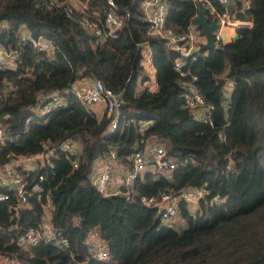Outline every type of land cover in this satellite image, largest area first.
I'll use <instances>...</instances> for the list:
<instances>
[{
  "label": "trees",
  "instance_id": "trees-1",
  "mask_svg": "<svg viewBox=\"0 0 264 264\" xmlns=\"http://www.w3.org/2000/svg\"><path fill=\"white\" fill-rule=\"evenodd\" d=\"M64 1L48 9L43 0H0V45L20 51L15 69H0V126L12 138L0 145V167L49 150L58 155L28 172L27 186L37 183L41 189L24 203L0 184V193L8 194L0 201V264H264V0H248L236 14L251 26L236 29L235 39L214 49L196 52L186 60L184 75L173 69L177 52L147 32L139 0H114L116 13L127 16L115 36L104 38L83 27L86 9L67 14L70 0ZM165 1L166 24L186 32L197 2ZM89 3L102 19L105 0ZM202 3L211 22L206 0ZM23 30L49 39L51 49L21 42ZM144 46L151 51L154 90L141 64ZM95 79L120 95L114 131L111 115L96 117L66 92ZM191 89L203 99L202 119L185 108ZM52 91L60 92L64 104L43 122L34 109ZM67 139L81 148L76 168L70 163L74 157L57 149ZM152 145L165 150L173 169L144 172L129 196L97 193L91 182L97 159L114 150L117 162L129 166L127 155ZM184 190L204 195L195 207L178 201L171 223L139 200H159L163 193L177 197ZM46 211L51 231L65 245L43 240L19 245L24 231H43ZM92 233L106 245L104 261L89 256L86 240Z\"/></svg>",
  "mask_w": 264,
  "mask_h": 264
},
{
  "label": "built area",
  "instance_id": "built-area-1",
  "mask_svg": "<svg viewBox=\"0 0 264 264\" xmlns=\"http://www.w3.org/2000/svg\"><path fill=\"white\" fill-rule=\"evenodd\" d=\"M201 1L202 0H195ZM206 0L208 11L218 23L217 29L214 31L215 48L227 40H230L234 35H226L225 30L231 28L234 33L240 27H249L252 24L250 19H241L236 12H242L248 5V0H241V6H237L236 0ZM64 0H43V4L48 9L56 8L64 4ZM106 10L101 19L97 8L90 6L89 0H70V5L67 6V14L72 10L89 12V17L82 15L80 20L84 28L97 35L98 38L106 36H115L116 30L122 25L126 14H117V6L114 0H105ZM140 7L148 22L147 32L149 34L162 37L168 48L177 52V58L174 61L173 69L180 75H184L183 67L187 59L194 58L197 52L198 43L203 40L200 30L194 25H191L186 32L179 33L174 31L166 24L167 5L165 0H139ZM225 38H222V35ZM21 42H27L37 50L48 51L52 47L49 39L43 35H33L30 32L23 30L20 35ZM143 51V50H142ZM151 51L147 48L146 54L143 55L141 64L151 66ZM20 62V51L17 48H6L0 45V69H15ZM231 83L225 84V96H228ZM150 90L156 88H151ZM188 89V88H187ZM66 92L74 95V97L83 105L92 109L98 103L103 104L104 112L112 116V121L109 125V130L114 131L117 128L119 117V108L121 105L120 95L110 88H107L99 79L92 80L87 86L80 88L77 84H72ZM64 104L60 92L52 91L44 94V100L34 109L35 115L46 122V115L56 107ZM185 108L192 109L196 112L198 119L203 118V113L206 110L201 95L191 89L186 94L184 100ZM12 142L4 128L0 126V145H6ZM57 149L66 156H73L70 163L73 168L77 167V158L81 152L80 145L72 139H67L61 143ZM48 157L57 158L55 150H49L47 154H36L26 157H20L15 160L5 163L0 167V184L5 186L10 191H13L17 201L24 203L27 200L29 193H35L41 189L37 183L27 186L28 172L35 169L38 162L43 163ZM98 160V159H97ZM102 168L100 171L92 173L91 182L97 193L103 196L116 194L130 195L129 187L133 184L137 177L142 176L144 172H162L171 170L175 167L172 158L168 157L165 150L157 145H152L146 151L135 150L126 156V160L131 165L120 164L116 160L115 151L111 150L109 154L100 158ZM16 168L22 169L19 173ZM42 180V176L38 177ZM204 192L201 190H184L177 197H171L168 194H161L159 200L153 197L141 196L140 202L149 207H156L160 219L165 223H171L177 213V202L184 200L190 207L197 206L198 201L202 198ZM8 198L7 193H0V201ZM40 240L52 242L56 246L65 245V240L57 238L56 234L51 231L50 227L43 231L28 229L23 232L18 238L17 243L22 246H34ZM89 256L94 260L104 261L107 259L106 245L104 241L97 237L96 233L90 234L86 240ZM6 264H22L19 261L8 262ZM88 264V263H85Z\"/></svg>",
  "mask_w": 264,
  "mask_h": 264
},
{
  "label": "water",
  "instance_id": "water-1",
  "mask_svg": "<svg viewBox=\"0 0 264 264\" xmlns=\"http://www.w3.org/2000/svg\"><path fill=\"white\" fill-rule=\"evenodd\" d=\"M192 25L199 28L200 33L203 36V40L198 43V54L205 49H214L215 43L213 34L218 27V23L215 20H212L211 22L207 21L205 9L201 1H197V14L192 20ZM236 37L237 33L235 32L232 39H235ZM222 38H225L224 34L222 35ZM180 229L181 227H179V230Z\"/></svg>",
  "mask_w": 264,
  "mask_h": 264
},
{
  "label": "crops",
  "instance_id": "crops-1",
  "mask_svg": "<svg viewBox=\"0 0 264 264\" xmlns=\"http://www.w3.org/2000/svg\"><path fill=\"white\" fill-rule=\"evenodd\" d=\"M226 35H233L234 31L231 28H227L225 30ZM147 48V47H146ZM144 70L147 72L146 68L149 66L148 64L146 65H142ZM153 74H154V69H153ZM149 83L147 84L148 86H150L151 88H155V81H151V77ZM91 81L88 80H83L80 81L79 83H77V85L80 88H83L85 86H87L88 84H90ZM145 85V84H143ZM142 88V86L138 85L137 90H140ZM91 111L96 115V117H102L104 115V109H103V104L102 103H98L95 106L92 107ZM41 162V161H40ZM102 168V162L100 159L96 160L92 166V173L98 172L100 171ZM43 225L45 228H49L50 227V217H49V213L46 211V215L43 218Z\"/></svg>",
  "mask_w": 264,
  "mask_h": 264
},
{
  "label": "rangeland",
  "instance_id": "rangeland-1",
  "mask_svg": "<svg viewBox=\"0 0 264 264\" xmlns=\"http://www.w3.org/2000/svg\"><path fill=\"white\" fill-rule=\"evenodd\" d=\"M146 52H147V48L146 46H144L143 55L146 54ZM146 70H147V73L149 74V77H151V81H153L154 80L153 68L151 66H148Z\"/></svg>",
  "mask_w": 264,
  "mask_h": 264
}]
</instances>
